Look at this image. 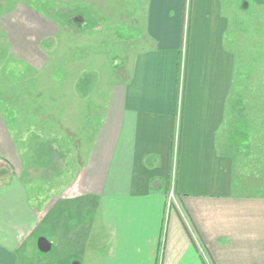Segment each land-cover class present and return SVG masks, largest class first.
<instances>
[{
    "label": "crops",
    "instance_id": "obj_1",
    "mask_svg": "<svg viewBox=\"0 0 264 264\" xmlns=\"http://www.w3.org/2000/svg\"><path fill=\"white\" fill-rule=\"evenodd\" d=\"M232 1L190 0L188 17L186 0L147 1L145 47L134 52L128 79L111 92L70 186L81 211L89 205L96 211L80 221L96 220L108 242L89 246L88 230L69 232L70 264H207L194 232L211 264H264V195L230 150L235 128L248 132L242 152L256 130L245 116L234 125ZM0 32L8 53L1 52V62L11 56L41 70L49 57L42 42L57 35L58 25L21 0L0 12ZM13 133L0 103V264H25V246L43 220ZM174 172L181 207L169 204Z\"/></svg>",
    "mask_w": 264,
    "mask_h": 264
},
{
    "label": "rangeland",
    "instance_id": "obj_2",
    "mask_svg": "<svg viewBox=\"0 0 264 264\" xmlns=\"http://www.w3.org/2000/svg\"><path fill=\"white\" fill-rule=\"evenodd\" d=\"M18 1L0 0V12ZM147 1L22 0L58 25L57 35L42 42L49 57L41 70L11 56L1 62L5 57L1 52L8 53L0 32V103L23 149V177L31 186V200L43 212L38 233L25 246V264H70L71 254L64 246L73 240L69 236L73 230H88L86 245L94 246L97 239L108 242L96 220L80 221L87 214L94 218L96 211L92 205L81 211L83 202L72 200L70 186L111 92L128 79L134 52L145 47ZM227 13L233 36L230 44L237 57L234 125H240L245 116L256 129L242 152L241 139L248 132L243 126L235 128L230 150L239 171L249 173L250 180L260 184L258 193L264 195V5L235 0L227 4ZM84 78L90 80L84 81L86 89L81 87ZM259 132L263 138L258 141ZM37 235L43 237L37 240ZM40 240H53L52 251L42 250ZM89 254L92 259L94 253Z\"/></svg>",
    "mask_w": 264,
    "mask_h": 264
},
{
    "label": "built area",
    "instance_id": "obj_3",
    "mask_svg": "<svg viewBox=\"0 0 264 264\" xmlns=\"http://www.w3.org/2000/svg\"><path fill=\"white\" fill-rule=\"evenodd\" d=\"M186 4H187V11H186V16H187V13L190 9V0H186ZM187 25V24H186ZM185 37H186V26H185ZM186 49H187V46H186V39H185V42H184V47H183V52H186ZM175 179V172L173 174V181H172V186L170 184V187L168 189V199H169V204L172 206L173 204L175 205H179L180 206V203H179V199L177 198L176 194H175V190H174V180ZM181 207V206H180ZM192 232H194V230L192 229ZM194 235H195V240H194V243L195 245L197 246L198 250H199V253L201 254L202 258L207 262V264H211L210 260H209V254L207 252V249L206 247L202 244L200 238L195 234L194 232Z\"/></svg>",
    "mask_w": 264,
    "mask_h": 264
},
{
    "label": "water",
    "instance_id": "obj_4",
    "mask_svg": "<svg viewBox=\"0 0 264 264\" xmlns=\"http://www.w3.org/2000/svg\"><path fill=\"white\" fill-rule=\"evenodd\" d=\"M43 241H41L40 240V246L42 247V250H44V251H47V249H49L50 248V245H49V243L47 242V243H42Z\"/></svg>",
    "mask_w": 264,
    "mask_h": 264
},
{
    "label": "trees",
    "instance_id": "obj_5",
    "mask_svg": "<svg viewBox=\"0 0 264 264\" xmlns=\"http://www.w3.org/2000/svg\"><path fill=\"white\" fill-rule=\"evenodd\" d=\"M88 79H86V78H84V79H82V85H81V87L83 88V89H86L87 88V85L86 84H84V81H87ZM88 83L90 82V80L89 81H87ZM240 111V113H241V111L242 110H239Z\"/></svg>",
    "mask_w": 264,
    "mask_h": 264
}]
</instances>
